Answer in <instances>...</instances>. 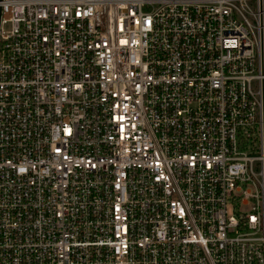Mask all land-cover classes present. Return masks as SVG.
Masks as SVG:
<instances>
[{"label":"built area","instance_id":"built-area-1","mask_svg":"<svg viewBox=\"0 0 264 264\" xmlns=\"http://www.w3.org/2000/svg\"><path fill=\"white\" fill-rule=\"evenodd\" d=\"M0 8V264H264V0Z\"/></svg>","mask_w":264,"mask_h":264},{"label":"water","instance_id":"water-1","mask_svg":"<svg viewBox=\"0 0 264 264\" xmlns=\"http://www.w3.org/2000/svg\"><path fill=\"white\" fill-rule=\"evenodd\" d=\"M0 15H1V8H0Z\"/></svg>","mask_w":264,"mask_h":264}]
</instances>
